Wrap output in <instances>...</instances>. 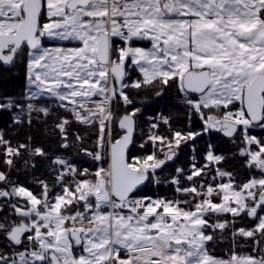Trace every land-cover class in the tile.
<instances>
[{
	"label": "snow or ice",
	"instance_id": "snow-or-ice-1",
	"mask_svg": "<svg viewBox=\"0 0 264 264\" xmlns=\"http://www.w3.org/2000/svg\"><path fill=\"white\" fill-rule=\"evenodd\" d=\"M0 264H264V0H0Z\"/></svg>",
	"mask_w": 264,
	"mask_h": 264
},
{
	"label": "trees",
	"instance_id": "trees-1",
	"mask_svg": "<svg viewBox=\"0 0 264 264\" xmlns=\"http://www.w3.org/2000/svg\"><path fill=\"white\" fill-rule=\"evenodd\" d=\"M4 75H5V77L8 78L9 82H8V83H5V84H2V85H0V86L8 87L10 90H12V89H13V85H14V83H16L17 81H13V80L11 79L10 74L5 73Z\"/></svg>",
	"mask_w": 264,
	"mask_h": 264
}]
</instances>
